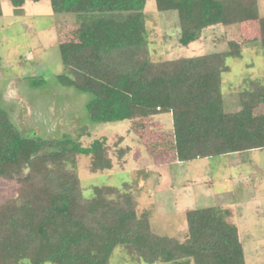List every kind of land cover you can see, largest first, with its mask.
Returning a JSON list of instances; mask_svg holds the SVG:
<instances>
[{
  "label": "trees",
  "instance_id": "trees-1",
  "mask_svg": "<svg viewBox=\"0 0 264 264\" xmlns=\"http://www.w3.org/2000/svg\"><path fill=\"white\" fill-rule=\"evenodd\" d=\"M6 1L19 9L25 0ZM49 5L55 14L101 15L58 44L62 70L55 81L89 96L84 104L89 124L170 114L179 162L264 150V112L253 113L264 105V88L240 92L238 110H224L220 75L225 58L238 56L236 43L229 42L226 53L152 62L144 54L145 0H49ZM154 5L157 12L176 13L180 46L211 27L255 22L264 48L258 0H154ZM108 152L104 138L84 147L68 135L23 136L0 105V179L18 186L16 196L0 200V264H108L116 247L145 264H245L236 229L223 218L226 210H186V231L178 241L153 232L150 212H138L136 191L126 183L122 189L94 187L92 198H83L75 158L88 157L93 172L110 170ZM125 152L118 149L116 158Z\"/></svg>",
  "mask_w": 264,
  "mask_h": 264
},
{
  "label": "rangeland",
  "instance_id": "rangeland-1",
  "mask_svg": "<svg viewBox=\"0 0 264 264\" xmlns=\"http://www.w3.org/2000/svg\"><path fill=\"white\" fill-rule=\"evenodd\" d=\"M0 5V105L13 126L23 136L51 139L68 135L84 147L94 139L106 140L110 170L93 172L88 157L75 158L83 198H92L94 187L122 189L126 183L129 190L136 191L137 211L150 212L153 232L178 241L186 231V210L221 204L223 211L233 209L229 215L223 212V218L236 229L245 264H264L262 151L179 162L173 150L170 114L133 122L89 124L84 111L89 96L55 81L62 70L58 44L74 39L80 24L101 15L55 14L49 0H25L19 9L6 0ZM258 10L264 16V0H258ZM143 14L147 39L144 54L152 62L226 53L231 51L229 42L240 47L238 56L225 58V70L220 75L226 112L235 111L240 92L264 88V48L258 44L255 22L205 29L199 40L183 47L177 43L175 12H157L154 0H145ZM34 82L39 86L32 87ZM263 112L264 105L253 110L256 115ZM118 149H126L121 159L116 158ZM17 188L15 181L0 179V200L16 196ZM108 264L145 263L126 248L116 247Z\"/></svg>",
  "mask_w": 264,
  "mask_h": 264
},
{
  "label": "crops",
  "instance_id": "crops-1",
  "mask_svg": "<svg viewBox=\"0 0 264 264\" xmlns=\"http://www.w3.org/2000/svg\"><path fill=\"white\" fill-rule=\"evenodd\" d=\"M223 104H224V110H225V103H224V101H223ZM235 106H236V107H235V111H237V110H238V105H237V103H236ZM235 111H234V112H235ZM258 151H260V150H258ZM262 152L264 153V150H262ZM242 153H243V152H242ZM238 154H241V153H238ZM229 155H235V154H229ZM236 155H237V154H236ZM204 159H205V158H204ZM229 203H230V202H229ZM220 205H221V204H217V206H213V207H218V208H220V209H221V208L223 209L224 207H221ZM225 208H227V207H225ZM230 208H231V207H230ZM229 210H233V209H229V208L226 209V211H229ZM184 213H185V212H184Z\"/></svg>",
  "mask_w": 264,
  "mask_h": 264
}]
</instances>
